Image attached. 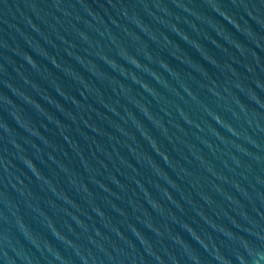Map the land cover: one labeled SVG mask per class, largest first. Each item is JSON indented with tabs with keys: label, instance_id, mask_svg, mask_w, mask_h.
I'll return each mask as SVG.
<instances>
[{
	"label": "water",
	"instance_id": "water-1",
	"mask_svg": "<svg viewBox=\"0 0 264 264\" xmlns=\"http://www.w3.org/2000/svg\"><path fill=\"white\" fill-rule=\"evenodd\" d=\"M0 264H264V0H0Z\"/></svg>",
	"mask_w": 264,
	"mask_h": 264
}]
</instances>
